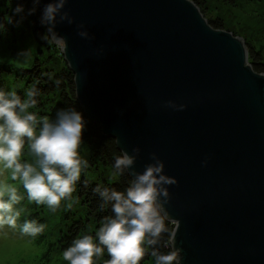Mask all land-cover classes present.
Here are the masks:
<instances>
[{"label": "water", "instance_id": "95a60500", "mask_svg": "<svg viewBox=\"0 0 264 264\" xmlns=\"http://www.w3.org/2000/svg\"><path fill=\"white\" fill-rule=\"evenodd\" d=\"M64 11L75 22L56 32L87 116L120 151L141 149L137 171L155 152L178 181L165 209L180 221L181 264H264V73L242 38L193 0H69Z\"/></svg>", "mask_w": 264, "mask_h": 264}, {"label": "clouds", "instance_id": "9594fccd", "mask_svg": "<svg viewBox=\"0 0 264 264\" xmlns=\"http://www.w3.org/2000/svg\"><path fill=\"white\" fill-rule=\"evenodd\" d=\"M23 2L18 0L14 14L24 11ZM41 2L31 0L33 7L27 14L35 13ZM68 2L49 0L40 17V23L47 27L42 39L46 41L51 37L62 49L66 41L56 32V25L75 22L74 17L64 11ZM77 29L82 39H94L84 24H78ZM35 96L34 90L27 92L24 99L15 91H0V173L7 174L6 179L0 180V229L18 228L21 236L33 238L44 232L45 225L34 219L18 224L22 210L16 205L23 197L15 182L22 185L30 202L55 211L62 200L71 197L82 169L88 166V161L79 153L85 128L83 115L69 107L58 110L54 119L38 118L29 111L37 104ZM163 107L183 111L186 105L169 100ZM26 146L33 157L31 162L21 161ZM121 152L115 157L114 173L122 175L127 171L131 177L128 187L124 191L99 186L94 189L103 204L110 205L112 213L103 218L96 232L98 243L92 235L78 237L63 250V260L69 264H94L93 258L103 256L106 250L110 258L105 264H139L150 247L155 264H181L182 249L173 247L163 253L156 247L165 233L174 241L180 227V221L172 220L175 230L168 229L165 209L171 200L168 186L178 181L165 174L164 162L155 152L151 153V162L144 165L143 171L134 167L141 152L139 147L133 148L131 155ZM203 163L206 165L207 161Z\"/></svg>", "mask_w": 264, "mask_h": 264}, {"label": "trees", "instance_id": "16d2710c", "mask_svg": "<svg viewBox=\"0 0 264 264\" xmlns=\"http://www.w3.org/2000/svg\"><path fill=\"white\" fill-rule=\"evenodd\" d=\"M193 1L204 12L206 8L204 0ZM17 2L18 0H0V35L3 32H12L15 38L17 34L16 28L14 29L15 24H20L23 27L21 35L24 38L26 33L29 32L36 49L34 50V58L25 60L22 63L0 61V91L5 93L15 91L21 99H24L27 92L34 90L37 104L29 111L36 113L38 118L47 116L49 119H53L58 110L69 107L75 108L83 115L85 120L82 144L90 150L89 163L93 168L97 167L99 170L103 168V170H110L113 173L112 180L103 178L102 182L83 174L74 185L71 197L62 200L55 211H52L46 205L33 203L26 207V209L32 208L26 211V214L23 213L20 216L18 224L23 223L24 220L34 219L45 225L48 218L54 219L59 232L56 240L49 241L51 250L56 245L59 249L64 250L71 245L74 239L83 235H92L98 243L96 232L101 226L103 218L112 215V213L110 205H104L101 197L94 189L99 186L101 189L114 188L117 191H124L128 187L131 177L127 171L122 175L114 173L115 157L122 154L117 146L116 139L105 135L101 125L87 116L77 99L75 78L62 50L58 48L51 37L46 41L42 39L47 27L40 23L41 8L37 6L36 12L28 15L27 12L33 5L31 0H24V11L17 15L13 11ZM209 23L214 28L225 29L223 22L219 19H210ZM249 61L257 72L264 73L263 51L249 47ZM32 159L26 146L21 161L30 162ZM16 183L19 194L23 198L24 196L27 198L22 185L18 181ZM25 203L26 201H24L23 206ZM16 207L18 209L19 205H16ZM30 211L32 213L27 214ZM170 221L169 218L166 220V226L172 231L175 225ZM47 233L48 228L45 226L44 232L34 238L35 242L44 243L43 241L47 240ZM156 247L163 253L172 249L168 233L162 236ZM150 252L151 248L149 247L139 264H155ZM109 258L105 250L103 256L93 258L94 264H105V261Z\"/></svg>", "mask_w": 264, "mask_h": 264}, {"label": "rangeland", "instance_id": "374dc122", "mask_svg": "<svg viewBox=\"0 0 264 264\" xmlns=\"http://www.w3.org/2000/svg\"><path fill=\"white\" fill-rule=\"evenodd\" d=\"M204 2L206 8L204 12L201 11L208 21L210 19L221 20L226 30L242 38L248 50L249 47H253L255 50L264 52V0H204ZM16 24L15 38L12 32H3L0 35V61L22 63L34 58L36 46L32 36L28 32L23 38L21 35L23 27ZM54 42L62 50L59 43ZM89 152V148L81 143L80 156L88 161L89 166V168L82 169L81 176L85 174L101 182L103 178L112 180V171L103 170V168L99 170L91 166ZM6 178V173H0V180ZM24 201L26 203L23 206ZM33 203L35 202H30L24 196L18 204V209L22 210L21 215L26 214L25 212L32 208L26 209V207ZM31 213L32 211L27 214ZM45 226L48 228V236L47 240L43 241L44 243L35 242L33 237L21 236L18 228L0 229V264H69L68 261L63 260V250L59 249L58 245L53 246L54 250H51L49 241L56 240L59 232L54 219L48 218Z\"/></svg>", "mask_w": 264, "mask_h": 264}]
</instances>
